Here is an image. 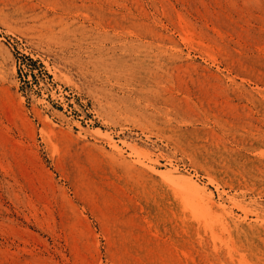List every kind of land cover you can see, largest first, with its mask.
<instances>
[{"label":"rangeland","instance_id":"obj_1","mask_svg":"<svg viewBox=\"0 0 264 264\" xmlns=\"http://www.w3.org/2000/svg\"><path fill=\"white\" fill-rule=\"evenodd\" d=\"M181 262L264 264V0H0V264Z\"/></svg>","mask_w":264,"mask_h":264},{"label":"bare ground","instance_id":"obj_2","mask_svg":"<svg viewBox=\"0 0 264 264\" xmlns=\"http://www.w3.org/2000/svg\"><path fill=\"white\" fill-rule=\"evenodd\" d=\"M221 8V7H220ZM204 15V14H203ZM240 17V16H239ZM205 18V17H204ZM190 23V22H189ZM174 25V24H173ZM191 25V24H190ZM228 32V31H227ZM236 33V32H235ZM184 35H185V33H184ZM212 35V34H211ZM236 35V34H235ZM198 37V36H197ZM193 38V37H192ZM192 38H190V39H192ZM216 38V37H215ZM220 39V38H219ZM193 40V39H192ZM238 42V41H237ZM218 45V44H217ZM192 46V45H191ZM253 47V46H252ZM228 56V55H227ZM230 69V68H229ZM248 72V71H247ZM243 78V77H242ZM255 95V94H254ZM243 103V102H242ZM8 104V103H7ZM115 150H116V147L114 146L113 147ZM77 168V167H76ZM112 169V168H111ZM173 172L174 173H176L175 172V169L173 170ZM112 173H114V172H112ZM177 175V177H179V178H181L182 179V182H183V184L184 185H186L187 187H189L191 190H193V191H195V192H202L204 189H203V187H201V186H199L192 178H191V176H189V175H185V174H179V173H176ZM119 179V178H118ZM114 188V187H113ZM96 195V194H95ZM113 196V195H112ZM123 197V196H122ZM182 201V200H181ZM119 205V204H118ZM180 205V204H179ZM116 207V206H115ZM171 207V206H170ZM123 208V207H122ZM127 209V208H126ZM179 209V208H178ZM173 210V209H172ZM181 210V209H180ZM126 211V210H125ZM176 211V210H175ZM179 211V210H178ZM114 212V211H113ZM164 212V211H163ZM159 213H160V211H159ZM173 213V212H172ZM163 214V213H162ZM189 214V213H188ZM166 215V214H165ZM184 215V214H183ZM174 216V215H173ZM172 217V216H171ZM166 218V217H165ZM183 219V218H182ZM126 221V220H125ZM170 222V221H169ZM188 222V221H187ZM179 223V222H178ZM175 224V223H174ZM174 224H171V225H173L174 226ZM189 224V223H188ZM116 225V224H115ZM180 226V225H179ZM194 226V225H193ZM106 227V226H105ZM104 227V228H105ZM184 227V226H183ZM189 228V226H186V228ZM196 227H197V225H196ZM173 228V227H172ZM185 228V227H184ZM183 228V229H184ZM193 228V227H192ZM162 229V228H161ZM179 229H181V228H179ZM144 231V230H143ZM200 231V230H199ZM145 232V231H144ZM193 232H194V230H193ZM109 233V232H108ZM120 234V233H119ZM182 236V235H181ZM128 237V236H127ZM146 237V236H145ZM185 237V236H184ZM242 238V237H241ZM119 239V238H118ZM134 239V238H133ZM196 239V238H195ZM184 240V239H183ZM117 241V240H116ZM196 241V240H195ZM118 242V241H117ZM114 243V242H113ZM140 243V242H139ZM179 246V245H178ZM114 247V246H113ZM156 247V246H155ZM262 247V246H261ZM158 248V247H157ZM223 249V248H222ZM243 250V249H242ZM162 251V250H161ZM194 252H196V251H194ZM153 253V252H152ZM174 253V252H173ZM161 255H163V254H161ZM133 256V255H132ZM190 256V255H189ZM206 256V255H205ZM215 256V255H214ZM117 257V256H116ZM146 257V256H145ZM148 257H150V256H148ZM179 258V257H178ZM119 259V258H118ZM117 259V260H118ZM124 259V258H123ZM134 259V258H133ZM214 259V258H213ZM250 260V259H249ZM178 261V260H177ZM226 261V260H225ZM127 262V261H126ZM252 262V261H251ZM182 263V262H181ZM256 263V262H255ZM183 264V263H182ZM260 264V263H259Z\"/></svg>","mask_w":264,"mask_h":264}]
</instances>
